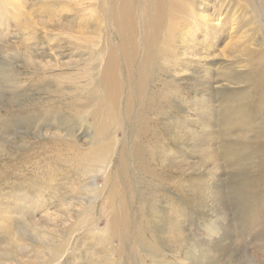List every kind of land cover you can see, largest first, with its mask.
<instances>
[{"label": "rangeland", "instance_id": "rangeland-1", "mask_svg": "<svg viewBox=\"0 0 264 264\" xmlns=\"http://www.w3.org/2000/svg\"><path fill=\"white\" fill-rule=\"evenodd\" d=\"M203 2L206 6L202 7H206L208 14L196 10L192 31L185 22L188 17L182 18L177 12L171 15L170 25L177 34L171 35L169 49L179 60L198 61L208 57L206 61L213 70L208 75L212 86L211 95H208L210 100L204 104L206 96L203 87L199 86L201 83L190 84L195 79L203 81V68L192 64L189 66L195 68L186 70L183 65L182 72L174 78V83L183 91L169 102L157 122L161 136L158 145L163 143L161 147L169 151L156 154L161 159L157 161H162L164 166L165 187L154 188L153 182L134 172L130 161L124 176L114 172L116 161L113 166L87 167L86 171L75 174L54 165L51 158L53 134H58L56 140L63 141L68 138V132L71 133L82 150L89 146L94 135L91 118L84 113L83 121H72L43 107L56 90L74 92L75 87L61 88L62 85L49 76L38 82L37 87L36 84L26 86L23 100L9 103L7 93L11 94L14 85L20 83L22 86L21 80L34 75L33 69L28 68L29 71L23 66L25 53H30L36 63L55 65L56 60L58 65L62 64V68L52 72L54 75L63 72L78 75L81 72L79 68H73V64L83 61L87 55L83 58L77 54V49L88 53L91 47H86L98 39V34L102 36L106 32L103 19L92 1L0 0V171L2 167H8L5 174H0V264H37L43 262L42 258L48 261L43 264H85L86 261L87 264H126L129 259L131 261L133 253L141 264H264V157L261 159L260 147L234 151L230 158L232 170H224L220 165L223 171L219 173L203 164L205 158L201 152L194 156L195 140L191 137V134L209 131L197 143L216 151L221 143L236 149L240 139L249 141L253 138L246 127L236 123H239V111L234 106L244 104H236V99L246 92L261 91L258 86L264 80V13L256 0ZM200 15L216 32L211 37L210 48L196 46L197 54L187 58L183 53L191 44L190 40L186 41L187 34L203 27ZM196 32L195 38L201 40V34ZM20 49L22 52L17 58L8 57ZM182 76L185 79H181ZM168 80V76H159L154 85L163 90ZM37 89L41 92L38 93ZM195 99L196 103L192 104ZM29 100L38 102L36 111L20 109ZM208 112L213 122L208 130H203L205 127L200 128L198 122L204 118L200 116ZM253 121L259 124L258 119ZM115 125V138L124 140L127 145L129 124L119 118ZM227 139L232 141L227 142ZM168 153L176 162L174 169L177 172L187 164L194 168L183 176L175 174L173 169H168V158L161 157L162 154L168 157ZM179 161L182 165L177 170L175 166ZM33 163L38 166L31 167ZM111 168L114 169L109 180L107 173ZM157 169H161L160 164ZM106 180L109 181L107 185ZM175 180L178 187L170 185ZM114 181L120 194L126 198L124 203L130 205L126 213L131 225L120 257L119 242L106 233L109 208L111 204L115 207L119 204L118 201L109 202L113 200ZM139 206L144 207L143 213L137 211ZM76 213L80 217H76ZM65 220L68 224L84 222L83 228L70 237L65 233L61 237L59 233L53 236L51 231L56 227L57 230L67 227L63 225ZM138 229L144 241L142 246L133 243ZM40 240L51 245L62 242L63 257L49 261L45 252H35L33 246ZM23 245H28V250Z\"/></svg>", "mask_w": 264, "mask_h": 264}, {"label": "bare ground", "instance_id": "bare-ground-1", "mask_svg": "<svg viewBox=\"0 0 264 264\" xmlns=\"http://www.w3.org/2000/svg\"><path fill=\"white\" fill-rule=\"evenodd\" d=\"M90 1H92V3L94 4V9L96 10V12L101 15L104 26L106 28V32L103 33L104 35L102 34V36L101 34H98V39L93 41L91 40L92 43L90 42L91 44H89L87 47L85 46L87 49L88 47H91V49L89 48V52L85 50L88 53H81L80 51L82 49L80 48L81 50L79 51V48L77 49L76 47L78 55L82 56L83 58L85 57V55H87V58L85 57L83 61H81V59L74 64L72 63L73 68H79L81 72L78 73V75L74 71V75L68 72L54 75L52 74L53 71L62 68L61 63V65H58L56 60H54L55 65H52L50 62H48L47 65L42 64L41 61L36 63L30 53L23 52V54L25 53L22 56L25 60L23 66L27 70H29L28 68L33 69L34 75L30 77L26 75L27 78L21 80L22 86H20V83L18 84V86L14 85L11 94L10 92L7 93V95L9 96V103H16L23 100L22 97L24 96L26 86L36 84L35 86L37 87L38 82H42V79L47 80L49 76L50 78H52V80H55V83L62 85L61 88H70L71 86L75 87V91L73 92L72 90L73 93L71 92V90H69V92H67L68 90L66 92L59 90H56L57 92L54 91L55 93H53L50 97L47 96L48 99H46V101L44 102L43 107H46V110L52 111L53 113H59V115L62 114L65 117H69L70 119H72V121H83L82 114L84 113L89 118H91L90 125L93 128L92 130L94 131V135L89 146L86 147L85 150H82L78 147L75 138L70 135L71 133L68 132L69 135L66 134L68 138L64 139L63 141L56 140L57 138H59L57 137L58 134H53L51 136V140L54 139L55 141L52 142L53 145L51 148V158L54 162V165L56 167H63L67 169L68 173L70 174L72 172L75 174L86 171L88 169L87 167L99 168L103 165H112V163L114 165V162L116 161L115 166L119 169L115 167L114 172L118 171V174L124 176L127 170V163L130 161L131 168L134 170V172H137L138 174L140 173L142 176L144 175V177L148 178V180H150V183L153 182L154 188L156 186L165 187V177L163 174L164 168H162L164 166H162V161H157L161 159L156 157V154L158 152H162V150H169L161 147L163 143L159 144L160 146L158 145L161 136L159 135L160 130L157 122L163 114L164 110L169 106V102L174 101L183 91L182 88L178 87L177 84L174 83V78L176 77V75H178L177 73H181L184 68L186 70L194 69L197 66L203 68V75L201 76L203 78V81L195 79L192 80L190 84L198 85L199 83H201L199 84V86L203 87L202 90L205 93L204 96H206L204 97L203 102L204 104H206L210 100V97L208 95H211L212 89L211 80L210 78H208V75L211 73V71H213L210 67L211 65L208 66V64L210 63L207 62L208 57H204L203 59L198 61H194L192 59L179 60L175 56L174 52L169 49L171 35L174 33L177 34L176 30L173 29V27L170 25L172 21L171 15H173L174 12H177L182 15V18L188 17V20L185 22L191 26L189 30L192 31L194 29L192 20L194 18L196 19V17H193V14L196 12V10L201 11L200 14H208V11L205 10L206 7H202L205 3L203 2V0H89V2ZM256 2L259 4L261 10L264 13V0H256ZM212 12L211 14H213ZM199 17H201L202 19L201 21L203 23V27L195 31L201 34V40H197L198 38H195V31L193 33L187 34L188 36L186 38V41L190 40L191 42V44H188L186 46L185 52H183L185 53V56H187V58L193 57L197 54L196 46H200L202 49L210 48L212 39L211 37L213 33L216 32V30H213L215 28L210 29V22L208 23L204 16L200 15ZM209 18L210 21H212V17H210V15ZM182 33L184 34L183 31ZM174 40L175 39H173V41ZM78 41H81V39H79ZM195 41L198 42L195 43ZM86 42L88 43L89 41ZM203 51L206 55H208L205 50ZM20 52H22L21 49L20 51L17 50L14 56L13 54H11L8 57L17 58ZM164 62L168 63L169 65L165 64ZM162 63H164V65H162ZM192 64H194L195 67L189 66ZM183 65L186 67L182 68ZM65 67L66 66H64V68ZM174 71L176 74L174 73ZM159 76H168L169 78L166 87H162L163 90H160V87L158 85H154V81L156 79L158 80ZM181 79H185V76H182ZM57 84L55 86H57ZM259 85L260 86L258 87L261 88V91L259 93L256 90H252L246 92L244 95L238 97L237 99L235 98L237 100L236 104L244 103L243 105L234 106V108L239 111V123H236L240 127H246V131L253 134L252 139H250L249 141L240 139V144L236 149H232L229 145H223L221 143V145L218 147L219 151H216L210 150L208 146L202 143H197V141H201L203 137H205V132L209 134V131L198 132L195 135L191 134V137L195 140L193 154L194 156H198L201 152L205 158L203 164L206 167H210V169L212 168L217 172L219 171V173L223 171V168L221 167H224V170L225 168H233V163L230 161V158L233 155L234 151L238 150V152H240L243 148L251 149V147H260V156L261 159H263L264 80H262ZM55 86L54 88H56ZM39 90L37 89L36 91L38 92ZM191 103L195 104L196 99L191 101ZM36 106L38 107V102L36 100H29L20 109L27 108L31 111H36ZM198 116H200V114H198ZM200 117H204L200 119V122H198L201 126L200 128L205 127L203 130H208L211 123L213 122V120L211 121V114L208 112ZM119 118L121 120L124 119L127 125L129 124V142L127 145L124 143V140L119 141L115 138L114 126H116V120H118ZM254 119H258L259 124H255L253 121ZM76 123L79 124V122H75V124ZM62 134L63 133H61V135ZM226 141L231 142L232 140L227 139ZM48 150L45 152L48 153ZM170 154L171 153H168V157L162 154L161 157H164V160L168 158L169 165L167 164V166H170L168 169H173V172L175 174L178 173L180 176H183L187 172V170L194 168L190 164H187L185 168L181 169L180 172H177L174 169V165L176 164V162L170 158ZM221 158H223L224 160L220 162L219 160ZM257 159L259 160L258 156ZM158 164H160L161 169H157ZM181 165L182 161H179L175 166L177 167V170H179ZM37 166L38 165H34L33 163L31 167ZM241 166L243 167V164H241ZM7 168L8 167L4 169L2 167L0 174H5ZM112 169L114 168H111L107 173V178L109 180L110 176L113 173ZM107 183H109V181L106 180L105 185H107ZM170 185H176V187L179 186L177 180L171 182ZM91 192H94V190ZM112 199L113 200L109 201L110 203L113 201H118L119 204L117 207L111 204L109 208L106 233L109 237L115 238L117 239L116 241L119 242V248L121 249V252L118 253V256L120 257L122 255V249L125 245V241L129 234V226L131 225L130 219L128 218V215L126 213V210L130 208V205L124 203L126 198L120 194L115 181L112 186ZM143 209V206H139V210H136L140 211L139 213H143L145 210ZM70 214H73V212H70ZM75 215L76 217H80V214L78 213H76ZM83 223L84 222L80 224H68V220H65L63 225L67 226L66 228H60L59 230H57L58 227H56V229L50 231L53 232V236L55 237L58 235V233L60 237L64 233L69 235L70 237L73 235V233L78 232L83 228ZM68 225H70L69 228ZM0 229L2 231V228ZM138 231L139 233L133 239V243L134 245L142 246L144 241L140 236V229H138ZM43 235H45V233H43ZM61 243L62 242H56L54 243L55 245H51L50 243H46L40 240L37 241L33 247L35 248V252H45L47 257L50 258L49 261H57L62 256ZM23 247L26 246L23 245ZM78 247V251L81 252V249H79ZM28 248L26 250H28ZM82 252H84V250ZM81 254L82 253H80L79 255ZM133 260H135L136 262H133ZM42 261L44 263L48 262L43 258ZM129 261L130 259L126 262V264H141L137 258L136 253H133L131 258V261L133 263H130L131 261ZM43 262H37V264H43ZM85 264H87V261ZM96 264L100 263L98 262Z\"/></svg>", "mask_w": 264, "mask_h": 264}]
</instances>
